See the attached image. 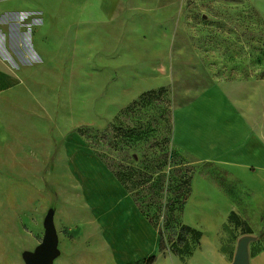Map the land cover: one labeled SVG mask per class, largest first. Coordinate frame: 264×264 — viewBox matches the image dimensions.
I'll return each mask as SVG.
<instances>
[{"label":"rangeland","instance_id":"1","mask_svg":"<svg viewBox=\"0 0 264 264\" xmlns=\"http://www.w3.org/2000/svg\"><path fill=\"white\" fill-rule=\"evenodd\" d=\"M77 1L0 0V19L7 16L6 10L36 12L34 16L40 18L33 25L32 36L37 58L15 70L22 79L11 90L16 95L15 108L0 118L1 158L4 154L6 165V174H1L5 179H0V228L6 229L7 237L2 263L23 264L22 252L37 245L30 232L40 242L46 216L55 207L60 253L53 264H60L61 253L73 249V239L88 247V254L98 250V242L93 240L97 238H108L109 250L128 254L129 243L137 244L129 242V236L139 240L143 234L144 243L151 247V259L159 253L171 254V250L161 252L158 248L157 228L163 224L164 213L161 205L164 199L175 200L183 193L177 182L190 174L191 191L194 187L196 195L190 193L180 218L200 230L202 237L204 231L208 236L204 238L206 253L188 264H230L240 238L246 235L259 237L256 244L261 249L264 168L257 167L254 175L240 169V185L229 189L218 165L200 160L181 144L185 131L180 108L193 102L198 105L195 100L214 81L264 79V0H182L180 9L178 4L166 5V18L176 13L175 24H167V30L175 33L171 51H153L149 43L142 42L135 51H98L88 44L90 50L82 44L79 47L74 44ZM153 5L146 6L152 9ZM141 31L147 32L149 39L158 36L151 28L142 26ZM45 37L53 39L49 48H43ZM246 88L241 90L244 99L253 94L251 86ZM258 106L264 110L263 104ZM186 138H190L188 134ZM174 147L181 156H166ZM15 152L22 165L11 160ZM162 160L168 163L163 165ZM179 162L183 163L176 166ZM145 165L156 171L154 178L158 172L169 173L171 182L169 186L165 182V190L159 188L156 200L146 204L151 220L142 213L153 226L132 231L126 216L131 197L145 193L146 186L129 180V169L145 170ZM16 170H22L21 179ZM201 176H209L224 191H231L242 207L251 205V218L245 220L231 212L227 222L217 225L213 210L205 208V203L226 205L224 195L212 189L205 192ZM170 203L174 218L179 204ZM198 203L204 208L196 210ZM196 215L213 224L209 228L196 226ZM165 232L168 239L172 229ZM156 241L155 247L152 242ZM210 250L213 259L205 256ZM221 253L225 258L218 257ZM158 264L171 262L163 259Z\"/></svg>","mask_w":264,"mask_h":264},{"label":"crops","instance_id":"2","mask_svg":"<svg viewBox=\"0 0 264 264\" xmlns=\"http://www.w3.org/2000/svg\"><path fill=\"white\" fill-rule=\"evenodd\" d=\"M77 2L78 28L74 44H78L79 47L83 45V48L89 49L90 47L86 45L88 44L93 45L98 51H135L139 50L137 43L142 42L144 44L149 43V47L153 51H171L175 48L173 41L175 33L167 30V24L172 21L173 25L175 24L176 13L174 12L166 18L165 9L166 5L171 6V4H178L180 9L182 0H78ZM145 4L154 5L150 9ZM134 9L142 11L134 13ZM5 12H7V16L0 19V118L2 114L7 111L11 112L15 108L16 95L11 90L22 80L16 75L15 70L19 68V65L26 66L31 60L37 58L35 50H33L32 36L33 25L40 21V18L34 16L36 12L23 10L20 12L6 10ZM179 14L180 11L177 13L180 26ZM9 23L10 26H7ZM142 26L151 28V30L158 33V36L154 39L147 38L146 33L151 31L140 32ZM52 40V38L45 37L42 41L43 48H49L50 43L48 42ZM247 86H251L253 94L247 95L248 97L245 96L246 99H244L241 90L247 89ZM262 87L264 88V79L261 81L227 82L217 80L195 100V103H199L198 105L193 102L180 108L182 112L180 114L184 115L182 129L185 131V137L181 144L188 147L189 151L194 152L200 160L218 165L221 168L222 176L228 179L226 186H229V189L234 186L237 188L240 185V179L242 178L239 175L240 169L245 168L248 173L250 171L249 174L254 175L257 167L259 169L264 168V110L258 106L259 104L264 105V90L261 91ZM192 105H195V108ZM186 117L189 119L185 121ZM187 134L190 137L191 145L189 139L186 138ZM1 148L0 145V179H5L4 175L1 176L3 173L6 174L5 155L3 154L1 158ZM10 154L12 153L10 152ZM13 155H15V158L13 159V156H11V160L16 163L18 154L15 152ZM14 162L11 161V163ZM18 162L20 165V159ZM16 171L19 172L18 177L21 179L22 170ZM32 173L36 176L37 170ZM200 179L206 183L205 192L212 189L224 195L222 197L226 205L218 207L210 205L209 202L205 203V208L213 210L217 225H221L223 221L224 223L227 222L228 215L231 212L238 213L245 220L251 218L249 211L254 212L251 205L248 204V207L245 205V207H242L238 203L239 201L231 195V191H224L222 185L211 181L209 176H201ZM219 189H222V191ZM195 193L196 189L193 187L191 196L196 195ZM206 194L208 195V193ZM131 199L129 215H126L129 217V228H132V231H138L140 228L141 230L148 229L152 225L151 222L143 216L132 197ZM201 206L204 208L203 204L198 203L196 210L202 209ZM56 211L55 207L53 210L54 224ZM224 212H227L226 217H222ZM195 218L196 226L209 228V225L213 224L210 223V219L205 221L199 219L198 215ZM17 220L16 217L11 226L15 227ZM21 226H23L22 223L19 224V228ZM63 226L65 225L61 227ZM3 230L0 228V264H3L2 260L5 258L4 244L7 238L5 237L6 229L3 228ZM205 236H208L206 231L203 233L200 248L187 258V262H183L184 260L173 253H159L154 259H151L149 256L151 252L148 249V247H151L148 242L144 243L145 236L142 234L138 236L139 240L129 236V242H136L137 244L131 245L129 243L128 254H119L109 250L108 248L112 245L108 238H92L98 242L95 248V250H98L95 251V254H88L85 251L89 250L88 247L82 246L73 239V249L66 251L64 254L61 253L60 261L62 262L60 264H158L163 259L171 262V264H188L198 254L204 255L206 253L204 249ZM30 237L37 242V245L40 243L34 233L30 232ZM258 239L259 237L254 236L249 242L250 264H264V243L261 249H258L256 244ZM152 245L156 247L157 241L155 244L152 242ZM34 249L24 251H33ZM205 256H212L210 259H213L215 254L211 251L210 254ZM218 257L225 258V255L221 253ZM22 263L26 264L24 259Z\"/></svg>","mask_w":264,"mask_h":264},{"label":"trees","instance_id":"3","mask_svg":"<svg viewBox=\"0 0 264 264\" xmlns=\"http://www.w3.org/2000/svg\"><path fill=\"white\" fill-rule=\"evenodd\" d=\"M129 109V108H128ZM127 109V110H128ZM166 156L174 155V158L181 156V151H179L177 148L174 147V152L166 151ZM163 165H166L168 163V160H162ZM183 162L177 163L176 166L181 165ZM150 165V164H149ZM149 165H145L143 168H130L129 169V180L134 179L136 183L138 184H144L146 186L145 193L139 192L138 194L132 195V198L138 207V209L151 220V218L148 216L147 212L148 209H146V204L148 202H154L156 200L157 191L159 192L160 189H164L165 182L169 186L171 182V178L169 173L164 172L165 174L162 175L160 172L159 175L154 178L153 175L156 171L151 170L152 167ZM118 179L122 182H124L122 176L120 174H116ZM182 178V177H181ZM180 178V179H181ZM192 174L189 176H184L182 178L183 180H179L178 183V189L184 188L183 193L177 195L175 200H172L171 198H167L163 200V204L161 205V209H164V213L162 215L163 217V224L158 225L157 231L159 234V249L160 251L165 250H171V252L177 256H179L182 260H186L188 257H190L194 251L199 248L201 244V237L202 233L200 230L185 224L182 222L180 215L182 214L183 208L188 202L189 195L191 193V181H192ZM165 190V189H164ZM163 190V191H164ZM168 190V189H167ZM166 190V191H167ZM148 199H146V197ZM178 203L179 206L177 207V210L179 212L178 216L172 218V209H170V204L172 203ZM235 214V213H233ZM172 229L171 235L166 239L164 235L166 234V229Z\"/></svg>","mask_w":264,"mask_h":264},{"label":"water","instance_id":"4","mask_svg":"<svg viewBox=\"0 0 264 264\" xmlns=\"http://www.w3.org/2000/svg\"><path fill=\"white\" fill-rule=\"evenodd\" d=\"M45 231L40 243L33 251H24L23 259L26 264H53L54 259L59 255L58 234L53 220V211L46 216ZM252 236L240 238L234 258L230 264H250L249 242Z\"/></svg>","mask_w":264,"mask_h":264}]
</instances>
